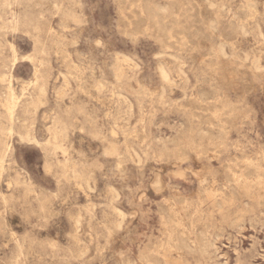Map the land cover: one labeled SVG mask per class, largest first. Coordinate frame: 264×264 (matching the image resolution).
Returning a JSON list of instances; mask_svg holds the SVG:
<instances>
[{"label":"rangeland","instance_id":"374dc122","mask_svg":"<svg viewBox=\"0 0 264 264\" xmlns=\"http://www.w3.org/2000/svg\"><path fill=\"white\" fill-rule=\"evenodd\" d=\"M0 264H264V0H0Z\"/></svg>","mask_w":264,"mask_h":264},{"label":"bare ground","instance_id":"6f19581e","mask_svg":"<svg viewBox=\"0 0 264 264\" xmlns=\"http://www.w3.org/2000/svg\"><path fill=\"white\" fill-rule=\"evenodd\" d=\"M166 11V8L164 7V6H157L156 8H155V11L154 12H152V14H151V16H152V18L154 19V21H155V23H156V28L159 30V31H161V32H164L165 31V26H164V24L163 23H160L159 22V18H160V16H161V14L163 13V12H165ZM170 29H171V27H170ZM14 89V88H13ZM12 86H11V84L8 86V90H9V94H8V101H7V107H8V109L10 110V111H13V107H15L14 106V94L12 93ZM14 91V90H13ZM16 94V93H15ZM15 99H17V98H15ZM38 144V143H37ZM209 159V158H208ZM179 208V206L177 207V209ZM207 250V249H206Z\"/></svg>","mask_w":264,"mask_h":264}]
</instances>
